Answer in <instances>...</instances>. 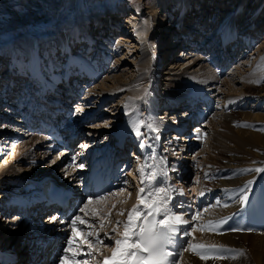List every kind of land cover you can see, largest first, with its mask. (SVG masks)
<instances>
[{"label": "bare ground", "instance_id": "obj_1", "mask_svg": "<svg viewBox=\"0 0 264 264\" xmlns=\"http://www.w3.org/2000/svg\"><path fill=\"white\" fill-rule=\"evenodd\" d=\"M181 2H182L181 0H161V1L157 0L156 2L153 1L152 5H145V7H144L145 10H143V12L142 11L141 12L143 15H146V19L144 18L145 22H146V20L151 21V23H152L151 25L153 27V30L150 31L149 27H146L145 29H143L139 26V29L141 30V33L143 35L144 43L142 46H138L135 49V51H132L131 53H129V52H130L132 46H130V44H128V42L124 38V36H126V34L128 32L130 33L131 31H134V33H136L137 30L135 27H133L134 29L133 28L127 29V28H130L131 26H133V23H134L133 19H131V21L129 23L128 22L130 20L129 17H128V19H126V21L123 18V20H122L123 22H121V20L119 21V17H118V16H120V14H122L124 12V10H129V8H126V6H127L126 4H124V6H121L119 8L120 11L123 10L121 12L120 11H116V12L106 11L102 15H93L92 17L94 19L92 20V23H91L92 28L89 29V27H88V30H86L85 26H82V24L78 25V26L74 25L75 26L74 28L72 27V28L67 29V31L70 32L69 36H68V33H66L65 38L62 37L66 41L65 46H69V47H71L70 45L73 44V42L76 38H81V41H78L79 42L78 46L80 45L81 47L79 46L76 50L73 48L75 50L74 53H73V49H72L71 51L73 54L71 53L70 54L71 56L65 60L66 61L65 64H67V67L69 68V69H67V72L65 70L66 74H65V72L62 74V75H64V74L66 75L65 81H64V82H66V84L63 85L62 82L59 83V81H58L59 77L57 76V77H54V78H51V79L45 81L44 83L46 86L44 87V89L42 87V83H40L39 81H34V83H33L34 86L32 85V88H30V86L25 85V87H24L25 89L23 90L20 86V90L27 93L28 95L30 93H33V91H35L33 93V95H35V93H37L38 91H40L39 92V94H40L43 91L49 92L50 90L60 94L62 92V90H60V89H66L70 92H77L76 86H78V85H74L77 82V80L73 79V80H75V81H73L75 83H72V85H70L69 81H68V79L70 80L71 77H67V76L70 75L71 71H74L75 74L77 75V74L82 73L83 70H85V73L88 76H90L89 75L90 72L96 73V71L99 70V68L101 69L102 67H104V63H103L104 60L106 62L107 59L113 57L114 62H113V64H111V67L115 68V66H116L117 69H111L112 72L110 73V75H107L106 77L104 76V78L99 80L97 87L95 85L91 86L90 89L87 90L88 92H86V93H88L87 95H90V94H93L95 92L94 96L96 95L95 96V102L97 104H99L100 101L105 99V97L111 98L109 100L111 103L110 104V106H111L110 112H112L111 117H113V116L117 117V114L119 111L123 112V110H125V107H124L125 104L129 105L128 111L136 110V113H137L138 105L134 101V99L137 98L136 99V101H137L138 98H140V96L144 93V89L145 88L148 89V84H149V81H148V83H146V85H144V83L147 81V77L144 73V70H142V69H146L147 73H148L149 68L152 65L151 68H153V72H151L152 74H149V73L148 74L152 77V79L155 80V79H157V72L158 71L156 72V69L158 68V65L161 67L163 66L162 71L160 70V72H161L160 75H162V73H164L163 78H162L163 81H162L161 85H163V88H165V91H164L165 92V95H164L165 99H163V101H164L163 102L164 103L163 108H165L163 111L164 112L163 114H164L165 118H163V120L161 119L160 121H158V119H154L155 120L154 121L152 118H154L155 116H153L151 114V109L153 111L154 104H151L150 115H149V118L147 119V122H155L160 127L159 129H161L163 131V133H161V135L159 136V139H163L165 141L169 140L168 138H169L171 132H174V131L177 132L175 129H178V128L185 126L186 128L189 129L188 132L190 135L187 138V141H188V139H191L192 141L191 140H189V141L190 142L194 141L193 142L194 144L197 143L198 141L200 142L199 136H195V135H199L200 131L203 132V129H201V128L205 127V125H206L205 123H207V121L204 123V122L197 120V119L196 120L195 119L190 120V118L197 116L196 115L197 113L195 115H191V113H192V110L194 112L199 111L200 114H203L204 112H206L209 109V107L212 106L211 101H210L211 97L206 98V96H203V93L199 94L197 90H192L187 86L189 78L186 79L185 77H188V75L187 76H185V75L190 74L191 70H193V69H191V70H187V69L190 68L191 66L195 65V64L200 63L199 71L201 70L202 74L199 75V77H201L202 82L205 83L203 85L214 84L217 81V79L214 76L216 73H212L213 69H210V71H208V69H204L208 65L205 62L206 57H205V59H203L204 56H201L199 53H197V51L202 53L205 50L204 49L202 51L203 44L206 43L207 45H209L210 49H213L211 47V45L215 44L213 46H217L219 48V49H216V51L221 50V52L223 51L225 53L226 49H227L226 54L228 56H230V53H232L234 49H235L236 53H237V51L240 52L243 48H245V46H243V45H245V43L248 41L247 38H249V37H247L248 34L246 35L245 38H244L243 34H246L245 32L248 29L253 30V33H254L255 32L254 30L258 29L259 25L264 24V0H189V1L184 0V5H182ZM189 2H192V4H193V6H191L190 9H188L190 6ZM224 3H225V5H223ZM169 4L172 5V7L176 11V15L174 17L175 18L174 20H172L171 19L172 17H170L172 14H169V12H170L169 11L170 10ZM224 6H227V8L229 9L228 14L219 22L218 26H216L215 28H212L211 26L215 25V23L217 21V17L219 14H221V11H223ZM188 11H189V13H188ZM224 11H225V9H224ZM117 13L119 14L118 16H117ZM113 14H115V15L113 16ZM189 14H191V17L188 21L185 19V17L189 18ZM103 16H104V18H103ZM117 17H118V21L116 22ZM127 22L129 23V25H127ZM195 25H197L198 28L200 27V29L198 30L196 27H194ZM207 26L209 28H207ZM113 30H115V32L117 30H121L119 32V34L123 33L125 35H123V36L121 35L119 37L117 36V38L112 37L110 35V32ZM172 31H174L175 33L173 34L171 41H169V36H170V34L172 35ZM185 31L188 33V36H186V37L181 36V33H184ZM83 33H87L88 35L84 36ZM113 33L114 32H112V34ZM156 33L161 35V38L159 37L160 40L156 41L158 46L154 49L152 48V50L148 54L147 53L148 46L146 44V41L149 38H151L153 35H156ZM187 33H185V34H187ZM218 34H219V37H218L217 41L219 43H215L214 38ZM95 35H98V36L95 38ZM132 35L134 36V34H130L128 36H132ZM198 35H200L199 36L200 38H197ZM233 35H235V36L233 37V39H231L229 41H231V42L235 41V43L236 42L237 43H236V45H235V43H233L234 44L233 48L229 47L230 48L229 49L227 46L228 42H229V41H227V38H232L231 36H233ZM174 37H176L175 40H173ZM178 38H180V39H178ZM196 39H200V40H198L199 42H196L195 41ZM245 39H247V40H245ZM198 43H199L198 47H200V48H197ZM59 44L60 45L58 47H56V45H54L55 47H52L53 45L50 47L56 48V49L57 48H64V47H62V42H59ZM176 44L185 45V47H186L185 50H186V52L188 50V54H185L183 61L173 63L174 65L170 67L171 68L170 70H172L170 72L168 70H164V68L166 69V65H167V64H165V62L168 63V61H169V59L166 57H167V53L171 49H173ZM262 44H264V37L262 39ZM91 45H93V46H91ZM121 46H125L127 48V51L124 53L120 52L118 57H117V55L115 53L119 52L118 49L121 48ZM90 47L94 53V55L92 54L93 55L92 57L79 55V52L91 51ZM190 47L193 50L196 49V53L193 50H189L188 48H190ZM221 47H222V49H221ZM35 48H36V45L34 46L33 44L29 45V44L25 43V45L24 44L19 45V47L17 49L18 55L15 57L16 61L19 62V63L17 62V65L15 64L16 67L17 66L18 67L17 68H15V66L12 67L13 70H15L17 72L15 73V71L10 69V67H6L3 70V71H6V70L10 69L8 71L13 73L14 77H16L17 79L14 78L15 80L11 81V84H10V82L4 83V86H6V87L4 88L3 91L0 90V105L1 106L3 105L2 107H0V120L5 119V116L8 114V116H11V118L8 121H12V122H16V123L19 122L16 118L14 119V117H15V115L19 114V112H17V111H20V109H24V107L22 106V108H19V106L16 105V102L13 101L15 99L14 95L15 96L17 95V90H15L14 87L18 85L17 83H19V80H18L19 77H17L15 74H18V76H20V74L24 75V71H27L26 72L27 77L29 76L30 73L28 71H32L33 68H28V66H31L33 62H31V65H29L28 62L25 61V58L29 57V55L33 52V49H35ZM50 49H48V55L50 57L52 56L54 58L53 60L56 61L55 66H57L58 64H60V61H57L58 58L60 57L59 55L63 56V54H64L63 49H60V54H56L54 49L51 51L52 52L51 53ZM206 49H207V47H206ZM128 53L130 54V56L125 58L124 55H126ZM224 53H221V54H224ZM226 54L222 55L223 57L220 60H218V63L220 62V64L218 65V69L221 72H223L224 69H226V68L230 69L229 66H230V64H232V62H233L232 60H234L232 58L230 59V57L226 56ZM4 55H5L4 53L2 55H0V68L3 65V59L5 60L4 62L7 63V66H11L10 58H12V57L7 59L8 56H4ZM215 55L217 58H213L214 60L210 59L209 60L210 63L208 61L209 64H211L212 62H216V60L219 57L218 56L219 54L217 55V53H216ZM224 56L226 57V59ZM94 57H97V58L94 59ZM228 58H229V61H228ZM126 59H129L130 60L129 62L132 63V65L133 64L136 65V72H135L136 74L135 73H133V74L129 73V71L126 68L121 67L125 62H127ZM201 62H205V63H201ZM263 62H264V54L261 55V57L259 58V62L257 63V65L255 67L252 66L249 69H247V71L244 70L245 72H243V69H242L244 66L239 69V70L242 69L240 72L236 73V74H239V76H237L238 82H239L238 84H241L239 90H237L235 87H233L236 84H235V82L233 83L231 79L226 81L227 84L229 85V90H233V88L236 89V91H232V92L226 91L222 94V99L224 100V103L222 104V106L224 108H227V107L230 108L229 111L227 112V114L225 113L226 115L224 114V116H223V119L225 118L226 121L232 123L233 121H236V120L238 121L240 119H243V121L246 119H248V120L252 119L253 121H258L260 119L262 114H260L259 112L255 111V110H257V108L264 107V82L263 83L258 82V80H259L258 78L260 76L259 72L261 71L260 65L261 64L263 65ZM119 65H121V66H119ZM222 65H224V69L221 68ZM256 67H257V69H255ZM73 69H75V70H73ZM217 72L219 73V71H217ZM37 73H40V72L36 71V74ZM165 75H167V76L165 77ZM191 75H193V73H191ZM254 75H256V77ZM181 77H184L185 80L184 81L181 80L180 79ZM194 77L198 78L197 75H194ZM73 78H75V77H73ZM28 79H29V77H28ZM167 79L174 80L176 82V83L172 82L171 84L168 85V86H173V87H167V88L164 87L165 86L164 84L167 85V83H165V80H167ZM15 83H16V85L14 86ZM27 83L30 84L29 82H27ZM185 84H186V86L181 87V85H185ZM154 87H155V82H154ZM171 88L174 91H172ZM13 89H14V91H13ZM183 89H186V91H182ZM125 91L127 92L126 95L123 94ZM178 91H181V93H179ZM19 92H21V91H19ZM186 93L189 96V98H186L187 100L186 99L184 100V98L182 99L181 97H184V95H186ZM28 95H26V97L24 98V99H26V101H24L22 104H25L28 101V98H29V97L27 98ZM114 95L116 96V99H114V101H112L113 100L112 98ZM9 96H10V98H8V100H7V97H9ZM108 96H110V97H108ZM33 97L31 99H33ZM58 97H59L58 95L52 97V99H53L52 103H56V102L59 103V100L61 103L62 98L59 99ZM66 97L67 96H65V99H66ZM198 97L204 98L205 100L200 99ZM4 98H6V99H4ZM177 98L181 99V100L177 101L178 100ZM8 101H10V102L8 103ZM2 102H3V104H2ZM173 102H176V103L179 102V103L177 105H174V104H172ZM248 102H249L250 109L245 110L244 104H247ZM7 103L9 105H7ZM63 103H65V102H63ZM76 103H79V101L77 100ZM172 106H174V107H172ZM75 107H76V105H75ZM149 107H150V105H149ZM252 107H254L256 109H253ZM18 108H19V110H18ZM91 109H94V108H91ZM77 110H79L82 114H85L87 112L86 110H88V108L86 106H80ZM168 110H170V112H167ZM171 111L173 112L172 114H171ZM178 111H182V114H184L185 116L179 115L180 113L179 114L177 113L178 114L177 115L176 112H178ZM104 113L107 114L106 110L104 111ZM82 114H81V117H80V114H78V115L80 118L84 119V116ZM163 114L161 117H164ZM126 116H127V114H126ZM140 116L144 119V116L141 113H140ZM105 117H106V115H105ZM118 117H117V120L112 118L113 121H111V122H114V123L116 122V124H117L114 126V129H120L122 126H126L127 124H129V118L126 120L124 119V121L122 123H120L121 119ZM80 118H78L77 120L74 119L73 123L75 124V128H76L74 130H79L80 132H85L84 124H80L81 123ZM210 118H211V116H210ZM210 118H208V119H210ZM189 122L190 123L193 122V124L191 126H189L190 125V124H188ZM1 123H2V121H0V125H1ZM251 124H248V125L250 126ZM221 125L225 126V124H223L222 122H221ZM3 130H4V128L0 129V133H3V132H1ZM10 130H11V127L9 128V131ZM210 130H211V134L209 133L210 134L209 138H210V142L212 143V145H211L210 152L208 153V156H207L208 158L204 161V163L211 162L210 163L211 167L209 168L210 173L208 174L209 178L214 177L217 179L218 174H220L221 176L223 174H225V176L229 175V174L233 173L235 170H237L241 165L242 166L245 165V164H242L241 159H239L238 156L233 157V156H231L232 154H227V152H229L226 150L227 148L231 149L230 152L233 151V149L237 150V148H241V151L237 150L240 154H241V152H244L245 150L249 151V153H251V151L248 148H251V146H254L256 144L260 146V145H262V143H264V134L255 132V131H253L252 128L250 130L237 128L235 130V134L231 135V136H227L228 134H226L225 132L221 133L220 130L218 131L217 128L214 127L213 125L210 127ZM142 131H146V129H143ZM111 132H112V134L114 133L113 131H111ZM92 135L89 134V137H91ZM171 136H176V135L173 134ZM89 137H87V140L89 139ZM179 139L184 140L185 137H179ZM3 141L0 140V157L4 156L7 153L5 151V148L6 149H13V150H12L11 154H9L10 158L7 161H5V163H4L5 165H3L1 167L2 169L0 168L1 169V171H0V240L5 238V234L7 232L10 233L12 236H14V240H11V238H10V240H8V236L6 235L7 236V239H6L7 242L5 243L3 241V243L2 242L1 243L3 246L7 243L9 245H13L15 250L19 251V252H17L19 259H18L17 263H14V264H24L25 250L22 249L21 242H25L26 239H29V240L31 239V233H30L31 228L29 227V225L27 227L24 225L21 226L20 221H17L18 219L13 220L11 218H8L9 214L6 218H4L3 217V210L9 208L10 204L2 203V201H3V199L4 200L8 199V200L12 201V198H8L11 195V193H8V191L9 192L17 191L18 189H13L15 186L20 188V187H22L21 186L22 184L26 185V182H28L27 181L28 179L30 181H32V179L35 177V175H37L36 173L39 172L40 174H43L45 172V171L40 170V171H37L35 173V172H32V169L37 167V166H35L37 161H38V163L40 161H45L48 158V156L50 155L51 151L45 152L43 150L42 146L39 144V142H41V140H38V139L35 140L34 136H31V137L29 136L28 139L26 138L25 140H22L23 143H21V140H20L19 144H15V146L11 145L9 147H7V146L4 147V145L2 146V143L5 144V142H3ZM113 141H114V139L110 141V138L107 135V137L105 138V141H103V143L106 146H109V148L107 150H99L100 154L103 156L104 154H107V153L109 154V152H110L114 155V157L118 158L119 160H121V161L125 160L126 161V158L124 159L125 154H124V151L122 148L123 146L122 145H121V147L120 146H118V147L114 146ZM179 143H181V142H179ZM83 144H85V143H83ZM187 144L188 145H186V146L190 145L189 142ZM89 146H90L89 153L92 156V154H93V152H92L93 147L92 146L93 145L92 146L89 145ZM179 147L183 148L185 146L183 144H181ZM38 148H40V149H38ZM104 148H106V147H104ZM167 149H169V148H167ZM152 150L156 151L158 153L156 145H155L154 149H152ZM195 154H199V151ZM179 155H182L184 157H182V156L181 157L185 158L186 152H179ZM61 156L62 155H59V158L57 159V161L61 160ZM132 157H134V154H132ZM186 157L189 158V156H186ZM224 158H225V160H223ZM257 158H259V156H257ZM12 159H13V162L14 163L16 162L15 164L19 165V168H20V169H18V171L16 173L14 172L15 164H12ZM53 160H54V158H53ZM253 160H254V158H253ZM20 161H22V162H20ZM250 161L251 160L249 159V163H250ZM257 161L258 162L255 163V167L257 166V168H262V166L264 165V155L263 154L260 155V158L257 159ZM23 162L25 164H28V165L27 166L23 165L22 164ZM212 162L215 164H213ZM172 166H174V165H172ZM261 173H263V172H261ZM21 174H23L24 176L22 177ZM70 174H71V172H66L64 174V176L70 175ZM11 175H13V178H11ZM133 176H134V174H133ZM66 177H68V176H66ZM225 178L223 179V181L221 180V184L228 181ZM230 180L233 181V179H230ZM206 181H207V179L203 178V183H204L206 192L209 189H213L216 187V186H214L215 181L214 182L213 181L206 182ZM260 181L262 182V183L259 182V184L262 187L261 190H264V179L262 178ZM137 182H136V184H137ZM232 183H234V182H232ZM257 183H253L254 187L257 186L256 185ZM139 184L141 185L140 180H139ZM194 187H195V185H194ZM194 187H192V188H194ZM254 187H253V190H254ZM213 190H215V189H213ZM234 190L235 189H233V191ZM195 192H198V191L196 190ZM206 192H204L203 196H201L199 194V196L195 199L197 205L199 203H202V202H207L208 203L207 206H210L212 204V202H210V199H214V194H211L213 196H210ZM123 193L124 192H122V195H121V192L118 193V196L120 194V199L124 198ZM262 193H263L262 196L259 197V199H256V203L254 202V200L251 202V205L247 211L243 212V210H242L243 204H241L239 209H237L236 214H238V220L239 219L241 220V218H243V219L248 221L246 225L241 224V222L238 223L242 227V229H240L241 231L242 230H244V231L251 230L252 231L254 229H259V230L264 229V209H262L263 207L259 208V205H258L259 203H262L264 206V191H262ZM228 195H229L230 199H232L233 195H231L229 193H228ZM111 197H113V196H110L109 198H111ZM217 198H218V196L216 197V199ZM219 198L222 199L221 197H219ZM14 199H16V198H14ZM18 199H20V198H18ZM234 201H235V199H234ZM227 202H230V200H227L226 203ZM123 203L126 204L124 201L117 203V205L115 206L114 209L117 208L118 210H120V207L124 206ZM1 204H3V205H1ZM127 204H129V203H127ZM136 204H137V200H135V204L132 205L131 209ZM99 207L102 209L101 205ZM128 207H130V205H128ZM230 208H232V207H230ZM110 209H111V207H109V209H108L105 206V210L108 213H109ZM102 211H103V209H102ZM213 211H215L216 215H217V208H215L214 206H213ZM185 212H183V213H185ZM225 212H227V210ZM103 213H104V211H103ZM183 215L186 218H188L189 220H191L188 215L187 216L185 214H183ZM125 218H127V216ZM38 219H40V218L38 217ZM251 220H252V223H250ZM216 221L217 220H215V218L213 219L211 217L210 219L208 218L207 223L209 224L211 222L213 225H215V224H217ZM253 221H254V223H253ZM12 223H15V224H14V227L11 229L10 227H11ZM42 229L44 230L45 228H42ZM122 230L123 229H121L120 231H122ZM192 234H193V230H192V233L190 234V236H188L189 237L188 241L190 240V237ZM256 236H257V233H254L252 236H251V234H245L241 237V239H247V242L248 241L250 242L251 239H254V237H256ZM222 237H223V235L220 236V235H216L215 233H208L207 231L204 233L198 232L194 236L196 243H192V244L204 245L205 243H207V244H210L212 246H215V243L221 242L218 240ZM205 239H209L210 242H204ZM15 244H16V247H15ZM212 246H210V248ZM252 246L254 249V253L255 252L256 253L261 252V255L263 254V252H264V248H263L264 241L263 240L254 241ZM257 256L262 258V256H260V255H257ZM213 259L214 258H210L208 256V258L206 260H202V259H200V257L195 252H193L190 249V252H188V251L183 252L182 257L178 261V264H227V263H224V261L221 259H218L215 261Z\"/></svg>", "mask_w": 264, "mask_h": 264}, {"label": "rangeland", "instance_id": "obj_2", "mask_svg": "<svg viewBox=\"0 0 264 264\" xmlns=\"http://www.w3.org/2000/svg\"><path fill=\"white\" fill-rule=\"evenodd\" d=\"M153 1L156 2L157 0H0V55H2L4 53L5 54L4 56H8L7 59L12 57V58H10V63L13 66H11L10 69L13 70L12 67H14V66H15V68L18 67V66L16 67L18 61H16L15 57L18 55L17 49H18L19 45H23V44L25 45V43L29 44V45L33 44L34 46L36 45V48L33 49V52L29 55V57L25 58V61H27L29 65H31V62L33 61L31 68H35L34 65L41 64V68L44 72L41 71L40 67H38L37 71L40 73H37V74L39 76H42L43 73H45V74L48 73L45 75L46 79L51 77V76H52V78L58 76L59 77V80H58L59 83L62 81V84L65 85L66 84V82H64L65 77H66L65 74L67 72V69H69L67 67V64H65V62H66L65 60L71 56L70 54L72 53L71 50L73 48L76 50L80 46V45L78 46V43H79L78 41H81V38H76L74 40L73 44L70 45L71 47L65 46L66 41L63 38H65L66 33H68V36L70 34V32H68L67 29L72 28V27L74 28L75 26L82 24V26H85L86 30H88V27H89V29L92 28L91 23H92V20L94 19L92 17L93 15H102L106 11H110V12L120 11L119 8L121 6H124V4H126L127 5L126 8H129V10H124V12L122 14H120V16H118L119 14L117 13V16L119 17V21L121 20V22H123L122 21L123 18L126 21V19H128V17H129V19H130L128 21L129 23H130L131 19H133V22H134L133 26H131L130 28H127V29H131V28L135 27L137 32L134 33V31H131L130 33L128 32L126 34V36H124V38L127 40L128 44H130V46H132V48L129 52V53H131L132 51H135V49L138 46H142L144 43L143 35L141 33V30L139 29V26L143 29H145L146 27H149L150 31L153 30V27L151 25L152 24L151 21L146 20V22H145L144 18L146 19V15L142 14L143 10H145L144 9L145 5H152ZM181 1H182L181 4L184 5V0H181ZM189 3H190V6L188 9H190L191 6H193L192 2H189ZM223 5H225V3ZM169 6H170L169 7L170 10L168 9L170 11L169 14H172L170 17H172L171 19L174 20L175 19L174 17L176 15V11L172 7V5L169 4ZM224 9H225V11H224ZM228 10L229 9L227 8V6H224L223 11H221V14H219L217 17V21H216L215 25L211 26L212 28H215L216 26H218L219 22L228 14ZM121 11H123V10H121ZM189 11H188V13H189ZM114 15L115 14H113V16ZM118 17H117L116 22L118 21ZM190 17H191V14H189V18L185 17V19L189 21ZM103 18H104V16H103ZM128 22H127V25H129ZM194 27H196L198 30L200 29V27L198 28L197 25H195ZM207 28H209V27L207 26ZM115 30L110 32V35L112 37L117 38V36L119 37L121 35L122 36L125 35L123 33L119 34V32L121 30H117L116 32H115ZM174 31H172V35L170 34L169 41H171L172 36L175 33ZM254 31L255 32L253 33V30L248 29L245 32L246 34H243L244 38L248 34L247 37H249V38H247V39L249 42L247 41L245 43V45H243V46H245V48H243L240 52L237 51V53H236L235 49H234L233 52L230 53V56H228L226 54L227 49H226L225 53L223 51L221 52V50L216 51V49H219V48L217 46H213L215 44L211 45V47L213 49H210L209 45L204 43L203 47H202L203 48L202 51L204 49L205 50L202 53L197 51V53H199L201 56H204L203 59H205V57H206L205 62L208 65L204 69H208V71H210V69H213L212 73H216L214 76L217 79V81L214 84L203 85L205 83L202 82L201 77H199V75L202 74V71L201 70L199 71L200 63L195 64V65L191 66L190 68H188L187 70H191V69H193V70H191L190 74L185 75V76L188 75V77L184 76L186 79L189 78L187 86L190 89L197 90L199 94L203 93V96H206V98L208 96H210L213 99V101H212V99L210 100L211 104H213V105H212V107L208 113L209 114L208 117L204 121V123L207 121V123H205L207 126L205 125V127L201 128L204 131V133H203L204 140L201 142L200 145H197V144H199V141L197 143H195V146L196 145L197 146L194 147V146H191V144L194 145V143H193L194 141L190 142L189 140H191V139H188V141H187L188 137L185 138L184 140L179 139V137H183L185 134L186 135L184 137L188 136L187 133H188L189 129L186 128L185 126L178 128V129H175L177 132H175V131L171 132V134L168 138L169 140H166L169 143V147L174 148L171 150L170 154L173 155V150H175V154L173 155L175 160L180 157V156L177 157V154L179 155V153H178L179 149L176 148L178 146V145H175L176 142H177V144H180L179 142H181V144H184L186 151L188 150V152H186V156H189V158L182 159L181 163H179L181 161L180 158H179L180 159L179 161L178 160L175 161L176 169H178L177 172L178 173H180V172L181 173H187L186 175H181V178L184 182L181 181L178 185V180H176L175 182H173V186L177 189L183 190V195H176L175 202L177 204L182 203V199L184 200L185 195L187 193V197L190 201L189 202L190 206L192 207V209L194 211L196 210V213L197 212L200 213L199 218L195 220L196 221L195 226L193 227L196 230L193 231V234L191 235L189 241L191 243H196L194 236L198 232L204 233L207 231L208 233H215L216 235H220V236L223 235V237L218 240L221 242L215 243L216 248H221L223 246V248H226V249L242 250V252H243V255L234 254V253H227V254H224L223 256L209 254V257L214 258L213 259L214 261L221 259L224 261V263H227V264H264V252L262 255H261V252H258V253L255 252L254 253V249L252 246V244L256 240H260V241L263 240L264 241V229H261V230L254 229L252 231L251 230H246V231H244V230H242V231L241 230H238V231L229 230V231H226V230L230 229L231 227L225 228V226H227L228 223L230 222L229 212L235 208L239 209V207L241 205L238 197H237V199H235V202L233 203V200L236 197V194L239 195L238 190L240 188H242L247 182L252 181L251 189L247 193L249 199L246 203H244L242 205L243 212H245L249 209L251 202L253 200L256 203V199H259V197H261L263 194L262 191H264V190H261L262 187L259 184V182L262 183L260 180L262 178L264 179V172L263 173L254 172V171L253 172H247L244 170L257 168V166L255 167V163L258 162L257 159L260 158V155H262V154L264 155V143H262V145H260V146L256 144L254 146H251V148H248L251 151V153H249V151L245 150L244 152H241V154H240L237 150L241 151V148H237V150L233 149V151L230 152L231 149L227 148L226 150L229 151V152H227V154H232L231 156H233V157L238 156V158L241 159L242 164H245V165L244 166L241 165L237 170H235V171L233 170L234 172L232 171L233 173H231L229 175L225 176V174H223L222 175L223 177H222L220 174H218L217 179L214 177L207 178L206 182H209V181L214 182L215 181L214 186H216V187L213 188L215 190L209 189L206 192L205 186L203 183V178L206 179L205 174L210 173L209 168L211 167L210 166L211 162L204 163V161L208 158L207 156H208V153L210 152L211 145H212V143L210 142V138H209V135L211 134L210 127L212 125L214 127H216L218 131L220 130L221 133L225 132L226 134H228L227 136L234 135L235 130L237 128L249 129V130L252 128L253 131L264 134V118H263L264 117L263 116L264 115V107H260V108H257V110H255V111L259 112L260 114H262L258 121H253L252 119H250V120L246 119L243 121V119H240L238 121L236 120V121H233L231 123V122L226 121L225 118L223 119L224 114L225 113L227 114V112L229 111L230 108L229 107L224 108L222 106V104L224 103V100L222 99V94L226 91L232 92V91H236V89L239 90L241 84H238L239 82H238L237 76H239V74H236V73L240 72L242 69H243V72H245L250 67H252V66L255 67L257 65V63L259 62V58L261 57V55L264 54V44H262V39L264 37V24L259 25L258 29H255ZM112 32H114V33L112 34ZM185 33H187V32L185 31L184 33H181V36H185V37L188 36V33L187 34H185ZM130 34H134V36L133 35L128 36ZM83 35L86 36L88 34L83 33ZM97 36L98 35H95V38ZM199 36L200 35H198L197 38H200ZM234 36L235 35H233L232 37H234ZM159 37L161 38V35L156 33V35H153L151 38H149L146 41V44L148 46V49H147L148 54L152 50V48L154 49L158 46L156 41L160 40ZM218 37H219V34L216 35L214 38L215 43H219L217 41ZM175 38L176 37H174L173 40H175ZM178 39H180V38H178ZM231 39H233V38H227V41H229ZM247 39H245V40H247ZM198 40H200V39H196L195 41L199 42ZM59 42H62V47H64V48H57L56 49V48L50 47L52 45H53L52 47H55L54 45H56V47H58L60 45ZM233 43H235V41H232V42L229 41V43L227 45L228 48L229 47L233 48V46H234ZM236 43H235V45H236ZM198 45H199V43L197 44V48H200V47H198ZM91 46H93V45H91ZM206 47H207V49H206ZM222 47H221V49H222ZM48 49H50V52L54 49L56 54H60V49H63L64 54H63V56L59 55L60 57L58 58L57 61H60V64H58L57 66H55L56 61L53 60L54 58L52 56L50 57L48 55ZM74 49H73V53L75 51ZM90 49H91V47H90ZM185 49H186L185 45L176 44L175 47L167 53L166 58H168L169 61H168V63L165 62V64H167V65H166V69L164 68V70H168L171 72L172 70H170L171 69L170 67L174 65L173 63L183 61L185 54H188V50L186 52ZM188 49L193 50V49H191V47ZM118 50H119V52L115 53L117 55V57H118L120 52H122V53L126 52L127 48L125 46H121V48H119ZM193 51L196 53V49H194ZM216 53H217V55L219 54L218 55L219 57L216 60L217 63H218V60H220L223 57L222 55H224V54H226V56L230 57V59L231 58L234 59V60H232L233 61L232 64H230V66H229L230 69H227V68L224 69V65H225L224 64L221 66V68L224 69V71L222 73H220L221 71L218 69V65L220 64V62L218 64L216 62H212L211 64H209L210 59L217 58L215 55ZM221 53H224V54H221ZM92 54L94 55L92 49L89 52H79L80 56H91L92 57L93 56ZM128 54L124 55L125 58L130 56V54L129 55ZM96 58L97 57H94V59H96ZM225 59H226V57H225ZM4 61L5 60L3 59V65L0 68V90L1 91H3L4 88L6 87V86H4V83H8L10 81L17 79L16 77H14L13 74H12V76H13L12 77L11 73L7 75V73H6L7 71H5V72L3 71L6 67H9V66H7V63ZM106 61H109L108 66H110V68L109 67L106 68L107 64L104 60V62H103L104 67H102L101 69L103 71V69L106 68V70H104V72L101 74L99 73V75L94 74L95 76L93 77L92 75H90L91 74L90 73L89 74L90 76L87 77V75H85L86 73H83V71H82V73H80L81 75L80 74H77V75L74 74V75H76L75 80H77V81H78V79L80 80L79 81L80 83L77 82L78 84L73 82V83H75L74 85H81L83 87L82 93L80 95L76 94V96H74V98L76 97V99L79 101V103H76L77 116H75V120L80 118L81 114H82L77 109L80 106H86L88 108V110H86L87 112L85 114H82L83 116L86 115V117H84V119L80 118V121H81L80 124H84V130H85L84 133H86L88 136H89V134H91V135L93 134L91 137H94V139L101 138V136H103V138L104 137L106 138L107 135L109 138H111L110 137V136H112L111 131H114V130L116 131V129H114V126L117 125L116 122L114 123L111 121H113V119L117 120L118 116H119L118 118L121 119L120 123H122L124 121V119L126 120L129 118L128 117L129 115L126 112V109L123 110V112L118 110L119 112L117 114V117L116 116L111 117L112 116L111 115L112 112H110L111 111L110 110V108H111L110 104L111 103L109 101L111 98L105 97V99H103L104 101L102 100V101H100L99 104H97L95 102V96H96V95L94 96L95 92L93 94H90V95H87L88 93H86V92H88L87 90H89L91 86L95 85L97 87L100 79L104 78V76L106 77L107 75H110V73L112 72L111 69H117L116 66H115V68L111 67V64H113V62H114L113 57L107 59ZM126 61L127 62H125L122 66L121 65H119V66H121L122 68H126L129 71V73H132V74L135 73L136 72V65L135 64L132 65V63L129 62L130 61L129 59H126ZM208 61H209V63H208ZM228 61H229V58H228ZM34 62H36V63H34ZM205 62H201V63H205ZM151 67H152V65L149 68V71H148L149 74H152L151 72H153V68H151ZM162 67L158 65V68L156 69V72L158 71L157 72V79H155V80L152 79V77L147 73L146 69H142V70H144V73L147 77V81L144 83V85H146V83H148V81H149L148 89L145 88L144 93L140 96V98L143 97V99L138 98L137 101H136L137 98L134 99V101L138 105L137 109H139V107L141 106L142 111L147 110L148 118L150 115L151 104H154L156 113L154 112V109H153V111L151 109V114L153 116L156 115L157 117L155 116L152 119L153 120L158 119V121H160L161 119L163 120V118H165V116L163 114L164 113L163 111L165 109V108H163L164 107L163 99H165V96H164L165 95V92H164L165 88H163V85H161V83L163 81L162 78H163L164 73H162V75H160L161 74L160 70L162 71V69H163ZM241 67H243V68L241 70H239ZM260 67H261L260 68L261 71L259 72L260 76L258 79L260 81H264V72H263L264 71V62H263V65L262 64L260 65ZM255 69H257V67ZM65 70H66V72H65ZM13 71H15V70H13ZM98 71L99 70H97L96 73H98ZM217 71H219V73ZM16 72L17 71H15V73ZM26 72L27 71H24V73H26ZM28 72L30 73L31 71H28ZM64 72H65V74H64L65 76L62 75ZM72 73H75V72L73 71ZM191 73H193V75H191ZM52 74H54V75H52ZM71 75L72 74L70 73V75L67 77H71V79H72L73 75L72 76ZM194 75H197L198 78H195ZM7 76H9V77H7ZM16 76L19 77L18 74ZM20 76H22V74H20ZM77 76H79V77H77ZM166 76L167 75H165V77ZM254 76L256 77V75H254ZM63 77H64V81H63ZM80 77H81V79H80ZM184 77H181L180 79L184 81L185 80ZM86 78H88V79L86 80ZM20 79H23V76ZM229 79H231L233 83L235 82L236 85H234L233 87H235L236 89L233 88V90H229V85L226 82ZM81 80H83V82ZM68 81H69V79H68ZM89 81H91V82H89ZM154 82H155V87H154ZM172 82H175V81L169 80V79L165 80V83H167V85L164 84L165 85L164 87H166V88L167 87H173V86H168ZM26 85L30 86L27 83V81H26ZM70 85H72V84H70ZM183 86H186V84L181 85V87H183ZM18 88H16V89H18ZM21 88H22V86H21ZM22 89L24 90L25 88L23 87ZM171 90H172V88H171ZM206 90H208V91H206ZM19 91H21V92H19ZM146 91H147L148 95H145ZM172 91H174V90H172ZM182 91H186V89H183ZM178 92L181 93V91H178ZM77 93H79L78 90H77ZM123 94L126 95L127 92L125 91ZM26 95H28V94L23 92L19 88L17 90V95L13 101H15L16 105L19 106L21 99H24L26 97ZM28 97H29V95L27 96V98ZM108 97H110V96H108ZM200 97H198V98H200ZM8 98H10V96L7 97V100H8ZM181 98L182 99L184 98V100H185L186 98H189V96L186 93V95H184V97H181ZM4 99H6V98H4ZM112 99H113L112 101H114V99H116V96L114 95ZM150 99L151 100L153 99V100L151 101ZM200 99L205 100L204 98H200ZM148 100H149V102H148ZM179 100H181V99H178L177 101H179ZM141 101L143 102L142 104H141ZM9 102L10 101H8V103ZM249 102L247 104H244L245 110L250 109ZM8 103H7V105H8ZM147 103H148L149 109L145 107ZM178 103L179 102H177V103L173 102L172 104L177 105ZM20 104L22 105V103H20ZM149 105H150V107H149ZM2 106L0 105V107H2ZM172 107H174V106H172ZM91 108H94V109H91ZM252 108L256 109L254 107H252ZM105 110H106L107 114L104 113ZM167 112H170V110H168ZM172 113L173 112L171 111V114ZM177 113L179 114L180 111L176 112V114ZM78 114H80V117ZM126 114H127V116H126ZM162 114L164 117H161ZM87 115H89L91 117L89 118ZM105 115H106V117H105ZM122 115L124 116V118L122 117ZM210 116L212 119L210 118ZM208 118H210V119H208ZM221 122L223 124H225V126L221 125ZM5 124L1 123L0 127L5 128L6 127ZM192 124H193V122L189 126H191ZM248 124H251V125L249 126ZM244 125H247V126L245 127ZM200 132H199V135H195V136H199V139L201 138ZM161 133H163V131L161 129H159V136L161 135ZM173 134H175L176 136H171ZM1 138H3L2 140H4L5 137H2V135L0 133V139ZM27 139H28V136H27ZM9 141H10V139L4 140L3 142H5V144L2 143V146L4 145V147L5 146L9 147L8 145H6L7 143H9ZM164 141H163V143H164ZM84 142H86V141H84ZM188 142L190 145L186 146V145H188L187 144ZM19 143L20 142H18L17 144H19ZM21 143H23V141H21ZM86 144H88V143H86ZM124 144L125 143L122 144V146H123L122 148H124ZM160 144H161V142H160ZM165 144L168 145L167 143H165ZM13 146H15V145H13ZM191 149H193V150L195 149L194 152H193V150L191 151ZM12 150L13 149H6L5 148V151L7 153L4 156L0 157V168L3 165H5L4 164L5 161H7L10 158L9 154H11ZM84 150H86V149L84 148ZM198 151H199V154H195ZM135 152H136V147H133V149L131 150V154H134L133 158H135ZM191 152H193V153H191ZM124 154H126V152H124ZM172 155H170V159H172V163H173L174 159H173ZM193 155H194V157H193ZM257 156H259V158H257ZM51 157H53L52 153H50V155L46 159V160H49V158H50V160L48 162L45 161V163H48L49 166H51L52 161L55 160V159L53 160V158H51ZM182 157H184V156H182ZM137 158L138 157H136V160L134 161L135 167H134L133 171H131V174L133 172H135V174L133 173L134 176H136V173L138 174V168L141 166V160L137 159ZM253 158H254V160H253ZM56 159H58V158H56ZM249 159L251 161L252 160L253 161L252 162L250 161V163H249ZM223 160H225V158ZM143 161H144V158H143ZM193 161L195 162V164ZM20 162H22V161H20ZM40 162H44V161H40ZM192 162L194 165H192ZM15 163L13 162V159H12V164H15ZM37 163H38V161H37ZM22 164L26 165V166L28 165V164H25L24 162ZM213 164H215V163H213ZM45 165L41 164V165L33 168L32 172L36 173L37 171H40L41 170L40 168H42V167L44 168ZM1 169H0V171H1ZM18 169H20L19 165L15 164L14 172L16 173L18 171ZM34 169H35V171H34ZM261 169H264V165L262 166ZM41 171H43V170H41ZM175 172H173V173H175ZM36 174L38 175L40 173L38 172ZM132 175H131V178H132ZM224 178L228 181H226L227 183L225 182V183L221 184V180L223 181ZM230 179H233V181ZM139 180H140V176H139V178L131 179L129 181L128 186L126 185L124 188L125 190L122 191V192H124L123 193V195H124L123 199L122 198L120 199V194H119V196L117 194V196L116 195L113 196L114 198L113 197L108 198V200L104 204L101 205L104 213H108L106 211L107 209L105 210V206L108 209H109V207H111L110 215H108L107 218L104 219V221H103L104 227L103 228H101L99 226V223H97V225L95 227L94 231L99 234V237L101 238L102 243H96L95 244V250L92 254L93 258H92L91 262H93V260L96 259V257L99 256L104 250H107V249H109V251L112 250V245H109V241L104 239V237L106 234H108V235L112 236V239H113V237L115 236V234L113 233V229L117 227L116 222L118 220H123V217L125 215L124 214L123 216H121V215H119V213L121 211L124 213L126 211L128 205H130L132 203L135 204V200H137V192H138V189L136 192L135 186H136V188L140 186ZM136 182H137V184H136ZM232 182H234V183H232ZM185 183H186V186L189 187V190L187 192H186L187 187L185 186ZM253 183H257L256 184L257 186L254 187ZM194 185H195V187H194ZM192 187H194V188H192ZM253 187H254V190H253ZM233 189H235V190L233 191ZM196 190L198 192H195ZM122 192H121V195H122ZM201 192H206L210 196H213L211 194H214V199H210V201L213 202L210 205L211 207L204 205V206H200L197 210V209H195L196 206L192 200L194 199V201H196L195 199L199 196V194ZM129 193H131V195H129ZM196 193H198V194H196ZM228 193L233 195L232 199H230ZM195 194H196V197H195ZM217 196H218V198L216 199ZM12 197L13 196L11 195L10 198H12ZM219 197H221L222 199H220ZM180 198H181V200L179 202ZM17 199L18 198H16V200ZM12 200H13V198H12ZM217 200L220 201L219 205L217 204ZM227 200H230V202H227L228 207H224L223 205L226 203ZM122 201H124L126 204L123 203L124 206L120 207V210H118L117 208L116 209L112 208L113 204H115V206H116L117 203L122 202ZM2 203H4V202L2 201ZM127 203H129V204H127ZM213 204H214V207L217 208V215H216V212L213 211V206H212ZM1 205H3V204H1ZM258 205H259V208L263 207L262 209H264V206L262 203H259ZM230 207H232V208H230ZM205 209H207V210L205 211ZM226 210H227V212H225ZM186 212H187V210H186ZM211 217L213 219L215 218V220H217L216 221L217 224H219V222L221 220H226V223L220 225V227L216 230H212V229H208V228H204L202 230L201 226L202 225L203 226L208 225V223H207L208 218L210 219ZM231 219L234 223L233 224L234 227L232 229H242V227L238 223L241 222V224L246 225L248 222L247 220H245L243 218H241V220L240 219L238 220V214H236V216H234V217H231ZM250 223H252V220L250 221ZM253 223H254V221H253ZM14 224L15 223L11 224V227H10L11 229L14 227ZM217 224H215V225H217ZM193 228L191 230H193ZM121 229H122V226L120 227L119 231ZM7 233L5 234V238L0 240V242L3 243V241H4L6 243L7 242L6 241L7 236H8V240H10V238H11V240H14V236H12L10 233H8V234ZM191 233H192V231H191ZM254 233H257V236L254 237V239H251L250 242L249 241L247 242V239H241V237L245 234H251V236H252ZM187 238H189V237H187ZM204 242H210V241H209V239H205ZM105 245H109V246L107 247ZM204 246H205V248H210V246H212V245L205 243ZM15 247H16V244H15ZM184 247H186V246L184 245ZM263 248H264V246H263ZM188 252H190V249L188 250ZM233 255H235V258H233ZM257 255L262 256V258L258 257ZM180 258H179V260H180Z\"/></svg>", "mask_w": 264, "mask_h": 264}, {"label": "snow or ice", "instance_id": "obj_3", "mask_svg": "<svg viewBox=\"0 0 264 264\" xmlns=\"http://www.w3.org/2000/svg\"><path fill=\"white\" fill-rule=\"evenodd\" d=\"M145 95H148L147 91ZM139 99H143V97ZM124 107L129 115L130 130L139 141V148L154 149L155 145L149 141L159 139V126L155 122H145L136 114V110L127 111L129 109L128 104H125ZM142 129H146V131H142ZM81 147L86 149L88 145L84 144ZM174 154L175 150H173ZM142 155L144 156V163L138 168L142 186L137 192V204L128 211L126 220L116 222L117 227L113 229V233L118 238L113 241L112 236L105 235L104 239L109 241V245H112V254L110 257H105L103 264H178L183 252L189 249L202 260H206L209 254L223 256L227 253H234L243 255L242 250L216 248L215 246L205 248L202 244H192L190 241L183 240L181 236L187 237L190 233L181 226L189 224V219L182 213L174 211V209L182 207L183 204L173 203L176 195H183V190L173 186L169 175L170 171L175 172L178 169L175 166H169L167 157L160 156L156 151H146ZM79 167L82 169L84 165L81 164ZM244 171L264 172V169L256 168ZM126 175L127 173H125ZM205 178H209L207 173ZM121 183L127 185L128 181L125 179ZM251 185L252 181H249L238 190V199L241 204L248 201L247 193L251 189ZM124 190V188H120L115 191L108 189L104 192H89L86 202L82 201L81 205H77L67 222L62 218L52 217L53 223L65 224L71 230V235L66 238L67 246L61 249L57 264H89L88 257L95 250V244L102 243L99 234L94 229L97 223L103 228L104 219L110 215V211L103 213L99 206L104 204L110 196L117 195ZM200 195L203 196L204 192H201ZM217 204H220L219 200H217ZM223 206L228 207V204L225 203ZM112 208H115V204L112 205ZM119 215L123 216L124 213L121 211ZM199 215L200 213L197 212L190 219L196 220ZM224 223L226 220H221L219 224L214 226L210 222L206 226L202 225L201 228L202 230L204 228L216 230ZM82 225H87L88 230L82 229L80 227ZM121 226L122 232L119 231ZM195 230L193 228V231ZM230 230L238 231L240 229ZM89 237L95 239H89ZM185 244L187 247H184ZM83 245H87L86 252L83 250ZM78 256L84 258L77 259Z\"/></svg>", "mask_w": 264, "mask_h": 264}]
</instances>
